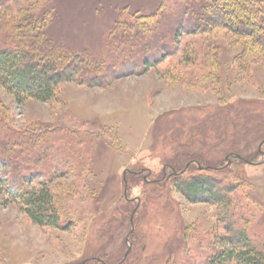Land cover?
<instances>
[{
	"label": "rangeland",
	"instance_id": "rangeland-1",
	"mask_svg": "<svg viewBox=\"0 0 264 264\" xmlns=\"http://www.w3.org/2000/svg\"><path fill=\"white\" fill-rule=\"evenodd\" d=\"M28 1L5 0L0 26ZM184 1H32L56 7L49 27L76 52L112 58L109 28L140 18L161 25L164 41L145 70L115 66L97 86L63 82L48 101L18 103L0 84V128L45 132L28 186L50 187L68 227L33 223L0 183V264H207L229 228L264 247V50L222 27L193 31L185 14L171 16L179 2L199 11L222 1ZM199 175L228 187L227 207L178 190Z\"/></svg>",
	"mask_w": 264,
	"mask_h": 264
},
{
	"label": "trees",
	"instance_id": "trees-1",
	"mask_svg": "<svg viewBox=\"0 0 264 264\" xmlns=\"http://www.w3.org/2000/svg\"><path fill=\"white\" fill-rule=\"evenodd\" d=\"M4 1L0 0V6ZM32 1L34 2L29 0V3H24L7 24L0 26V84L18 103L27 99L48 101L54 97L63 82L103 85L109 75L104 71L115 66L119 69L130 64L133 72H141L149 64L148 51L157 49L164 41L161 25L155 22V26L144 28L140 18L137 19L136 26L125 21L120 31H117L116 23L112 26L114 28H109L108 40H105L104 45L117 50L112 58L107 53L103 60L85 48L76 52L73 47L59 41L60 36H66L65 32L59 30L57 33L49 27L58 18L57 0L56 7L51 3L35 4ZM221 1L222 4L217 5H205L201 1L199 3L203 5L202 9L197 11L193 6H184L182 3L187 1L183 0L171 16L176 18L185 14L189 17L187 20L190 25L193 24V31L222 27L239 39L252 37L251 43L264 50V0ZM208 13L210 17L207 16ZM174 32L175 34H171L175 36L180 33L177 28ZM106 60L113 61L107 65ZM119 71L121 70L116 72L115 77L120 76ZM44 135L45 132L36 126L24 132L4 131L0 128V183L4 184L7 194L21 206L33 223L68 229L67 224L62 225V216L50 187L42 182L36 187L28 186L32 179L28 167L44 160L46 151L41 143ZM231 155L252 165L257 159L235 151ZM199 165L207 164L199 160ZM208 180L212 182L209 183ZM213 182L208 176L199 175L187 181H179L176 186L191 202L204 196L216 205L227 207L226 193L222 191L228 187L215 188L216 184L212 185ZM228 232L214 246L207 264H264V247L253 244L242 229L229 228Z\"/></svg>",
	"mask_w": 264,
	"mask_h": 264
}]
</instances>
